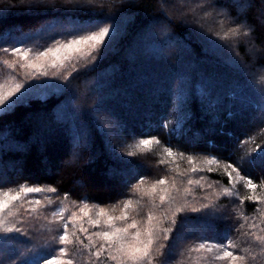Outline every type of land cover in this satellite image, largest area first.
<instances>
[{"label":"snow or ice","instance_id":"6c2138e0","mask_svg":"<svg viewBox=\"0 0 264 264\" xmlns=\"http://www.w3.org/2000/svg\"><path fill=\"white\" fill-rule=\"evenodd\" d=\"M255 4L256 0H158L152 14L142 17L136 0H120L112 5L105 0L71 5H42L33 0L13 3L9 9L56 13L49 16L52 17L49 23L55 22L53 29L63 31L66 20L67 35L71 38L54 40L42 51H34L20 42L0 47V52L10 57L2 61L3 65L19 70L17 78L0 83V113L9 114L20 106L43 109L36 114L41 124L51 116L57 125L70 131L73 159H78L85 150L91 152L101 137L122 141L129 135L128 130L115 118V110L108 101L101 104L96 88L101 79L112 82L104 71L112 53L127 45L129 55L135 59L142 38L149 35L157 43L165 42L163 48H154L149 54L164 59H172L178 52L187 57L199 55L201 49L196 43L199 39L207 48L221 51L224 45L217 40L232 42L234 50L243 42L253 58L264 56V47L254 43L257 23L251 18V10ZM106 7L113 10L106 11ZM257 20L264 28V9L259 11ZM205 29L215 39H209ZM3 33L7 32H0ZM7 40L0 42L7 44ZM232 63L237 64L235 60ZM239 70L246 75L244 68ZM260 71L264 74V65ZM90 76H94V81L89 85L86 82ZM50 85L58 91H49ZM251 90L253 101L247 105L234 104L228 115L239 121H253L259 128L257 135L264 136V88ZM201 96L203 107L204 94ZM192 99L195 97L182 81L176 122L170 129V121L162 124L170 136L179 135L190 152L174 150L156 136L124 145V155H118L109 146L107 174L126 186L130 179H135L128 193L118 201L119 214L116 204L100 206L98 202L90 203L87 196L81 197L79 203L72 202L74 210L70 211L62 203L69 193L60 196L51 182L43 177H25L19 167L17 174L23 183L6 187L5 177L0 175V264H77L70 249L84 256L85 264H175L178 247L197 233L199 242L187 246L182 255L197 254L208 264H255L264 256V234H260L264 233V207H260L264 205V178L257 184L250 172L264 173V141L232 138V133L221 126V142L211 144L192 131ZM252 143L254 148L245 149L233 160L236 151ZM209 144L215 155L207 154ZM24 147L14 134L0 131V155L7 157L11 150L22 152ZM157 147L161 149L157 163L169 165V171L175 173L173 177L149 180L139 174L133 159L125 158ZM179 161L186 162L187 167L181 170ZM204 172L222 174L227 182L219 186V180L209 181L204 175L193 178ZM177 177L185 179L178 183ZM240 184L247 195L240 194L237 188ZM258 192L261 194L257 195ZM32 194L44 195L42 199L30 198ZM222 198L228 204H220ZM237 200L239 205L245 201L257 205V215L251 221L240 211ZM57 203L61 206L50 213V220L48 215L42 217L55 226L50 229L54 234L45 244L22 252L18 247L21 243H32L34 221L41 218L45 208ZM229 205L237 213L235 217L229 212ZM206 230L213 232L212 238L205 235ZM233 232L237 233L239 244L232 239Z\"/></svg>","mask_w":264,"mask_h":264},{"label":"trees","instance_id":"16d2710c","mask_svg":"<svg viewBox=\"0 0 264 264\" xmlns=\"http://www.w3.org/2000/svg\"><path fill=\"white\" fill-rule=\"evenodd\" d=\"M21 2H27V0H0V32H7L0 34V40L8 39L7 44L0 42V47L14 46L20 42L34 51H42L45 47L51 46L54 40L71 38L67 35L66 28L63 31L60 28L53 29L55 22L49 23L52 19L49 16L56 15V13L48 10L31 13L22 8L9 9L8 7L13 3ZM33 2L42 5H71L85 2V0H33ZM105 3L107 5L119 4L120 0H105ZM136 3L140 6L138 11L143 17L146 14H152L158 5V0H136ZM261 9H264V0H256L251 10V18L257 23V31L254 33V43L257 47H264V28L259 26L257 20ZM105 10L112 11L113 8L106 7ZM83 18L87 19V16ZM64 24L66 27V20ZM204 34L209 39H215L208 29L204 30ZM142 39L143 43L138 46L140 51L135 59L129 55L127 45L115 50L104 67V71L112 77V82L106 83L101 79L96 85L101 104L108 101L115 110V117L126 126L129 133L126 139L110 140L109 136L97 139L91 152L85 150L80 153L81 164L75 167L72 159L73 145L70 131L57 125L51 116L46 117L45 123L41 124L36 114L43 112V109L20 106L9 114L0 113V117H3L0 119V131L10 135L14 134L16 139L25 146L24 150L22 152L11 150L7 157L0 155V165L2 166L5 162L16 163L17 168H21L23 176L45 178L59 189L60 196H63L65 192L69 193L65 200L70 204L74 201L79 203L81 197L87 196L90 203L98 202L100 206L116 204V214H119L118 201L128 193V187L135 183V179H130L126 186L107 174L110 163L109 146L115 148L118 155H124V145L133 144L141 138L156 136L162 144L170 145L174 150L179 148L190 152L191 150L186 147L185 141L179 135L170 136L169 131L162 127L165 120L171 122L169 129L176 122L179 114V88L182 81L186 89L191 91L192 97H195L190 104L193 132H198L211 141V144H215L222 140L219 129L223 126L226 131L232 133V138L252 137L255 143L264 141V136L257 135L259 128L253 121H239L228 115V110L232 109L234 104L247 105L253 101L254 94L251 90L253 87L264 88V78H262L264 75L260 71V66L264 65V56L253 58L249 53V48L243 42L238 49L234 50L231 46L232 42L217 40L218 44L224 45L221 51L207 48L203 45V40L199 39L196 41L201 49L199 55L187 57L184 53L178 52L172 59H164L158 55H150L149 51L154 48H163L165 42L157 43L156 38L149 35H145ZM9 58L0 52V79L9 73L8 68L2 63L4 59ZM233 60L239 67L232 63ZM239 68H244L246 75L242 74ZM176 74H179V82L175 80ZM93 81L94 76H90L86 83L90 85ZM238 81L239 87H237ZM49 91L58 90L54 85H50ZM202 93L204 94L203 107L201 105ZM255 99L259 98L255 97ZM124 113L126 115L128 113L129 118L125 117ZM38 123L44 129L41 128L35 134L34 130ZM37 138L38 143H35ZM255 143L236 151L233 160H237L245 149L254 148ZM211 144L208 145L207 154L215 155L216 153L211 150ZM160 150L157 147L153 151L146 150L137 153L134 157L125 158L133 159L139 174L147 176L149 180L173 177L175 173L169 171V165L157 163L161 158L157 155ZM203 154L205 153H201ZM220 158L223 159V154ZM179 163L181 170L187 167L186 162L179 161ZM13 174L3 173L6 187H13L24 182L20 176ZM199 175H204L209 181L219 180L221 182L219 186L227 182L226 177L216 172L199 173L193 178ZM250 175L257 184L264 178V173L259 170L251 171ZM8 177L12 179L9 180ZM184 179V177H177V182ZM77 184L82 185L84 189L78 187ZM237 188L241 195L248 194L242 184L237 185ZM260 194L257 193V195ZM220 204H228V200L222 198ZM236 204L239 205L238 200ZM239 208L245 216L249 217L250 221L257 215V205L254 203L245 201L244 205H239ZM228 210L233 217L237 215L231 205ZM205 235L212 238L213 232L206 230ZM231 236L236 243H240L237 233L233 232ZM199 239L200 234H194L178 247L175 264H208L197 254H192L191 257H188L186 252L181 254L187 246L199 242ZM23 245L26 246L21 243L18 247H24ZM241 246L247 247V245ZM251 250L258 252V249ZM70 252L77 264H85L84 256H81L75 249H70ZM255 264H264V256H261Z\"/></svg>","mask_w":264,"mask_h":264},{"label":"rangeland","instance_id":"374dc122","mask_svg":"<svg viewBox=\"0 0 264 264\" xmlns=\"http://www.w3.org/2000/svg\"><path fill=\"white\" fill-rule=\"evenodd\" d=\"M65 28L68 29V26H66ZM249 53L252 56V53L250 52V50H249ZM16 71L18 72L19 70L18 69H9L8 68V72L9 73L4 78L0 79V83H5L10 78H17ZM22 75H23V73H20V76H22ZM179 79H180L179 78V74H176L175 80L177 82H179ZM124 116L127 117V118H129L128 113H127V115L124 113ZM41 128L44 129L43 126L42 125L39 126V123H38L37 128L34 130V133L37 134V132ZM109 139L110 140H115V139H112L111 136H109ZM38 140L39 139L37 138V140H35V141L32 140V141H34L35 143H38ZM72 150H73V153H74V149H72ZM78 161H79V158L78 159H73V162H74L73 165L75 167H78L81 164V161H79L80 163ZM15 164L12 163V162H8V163L5 162V163H3L2 166L0 165V174L3 175L4 172H8V173H12V174L14 173L13 175H16L17 177H19V175L17 174V164L16 165ZM196 178H198V177H196ZM77 186L80 187L81 189H84L83 186L80 185V184H77ZM43 195L44 194H32V196L30 198H42ZM62 203H63V205H67L69 207V210L70 211L71 210H74V209H72V207H71L72 204H70V202H67L66 200H63ZM60 206L61 205L59 203H57V204H54L51 208H45V210L41 214V218L40 219H37L36 221H34L33 228H34V231H35V235H33V237H32L33 238L32 239V243H31V245H26V246L23 245L24 247L20 246L21 248H19V249L22 252L25 251L28 247H31L32 249H35L36 247H38L40 245H43V244H45L46 242L49 241V237L54 234V233L50 232V229L51 228H54L55 226L52 225V224H50L48 221H45L42 217H43V215H48L49 216V220H50L51 219L50 213L52 211L57 210V208L60 207Z\"/></svg>","mask_w":264,"mask_h":264}]
</instances>
